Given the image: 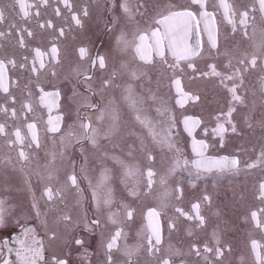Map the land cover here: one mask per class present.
Returning <instances> with one entry per match:
<instances>
[{
    "label": "flooded vegetation",
    "instance_id": "1",
    "mask_svg": "<svg viewBox=\"0 0 264 264\" xmlns=\"http://www.w3.org/2000/svg\"><path fill=\"white\" fill-rule=\"evenodd\" d=\"M13 2L0 0L8 13V21L0 24V31L10 33L0 37V60L6 64L9 89L7 93L0 90V107H15L17 110L15 119L0 112V123H4L9 132L7 137L0 136V200L4 201V224L0 226V264H22V257L18 255L21 247L18 241L26 238L30 243L33 235L43 245L44 259L38 264H56L61 259L67 260L68 264H106V244L117 227H123L125 235L118 241V248L111 253L113 264H128V257L123 254L125 245L133 249L140 245L131 257V264H162V259H170L172 264H259L252 244L256 242L259 245L257 250L264 257V198L260 193V185L264 183V157L261 156L264 152V125L261 124L264 119V93L261 91L264 67L260 62L255 69L243 73L244 83L237 92L244 103H235L236 110L228 117V110L233 106L228 89L233 81L221 83L220 77L200 75L201 72L210 71L209 65L212 63L222 74H228L224 67L227 63L225 58L210 54L208 35L202 22L189 39L192 46L197 39L202 50L201 55L192 60L196 66L195 73L187 67L188 61H180L183 72L173 73L155 54L153 62L146 64L132 50L125 53L115 50V39L120 31L131 35L138 29L160 27L154 24V20L167 6L189 7L195 11L198 6L191 5L190 0H127L133 13L131 17L124 12L126 0H69L70 7H66L63 0H47L46 4L41 0H26L33 6L29 8L31 15L27 20L21 19L18 5L9 7ZM229 2L236 13L233 17L237 24L235 32L224 19L219 0H209V10L215 12L219 44L251 53L255 51L253 42L258 43L264 34V20L258 10V0ZM253 7L256 11L250 12V18L255 16V20L250 19L248 37H244L239 13ZM84 9L88 11L87 16L83 15ZM37 11L38 16L35 15ZM73 16L80 19L79 25ZM9 22L18 23L20 28L12 30ZM49 22L51 27L47 26ZM41 24L45 27L41 28ZM21 28L31 31L32 35L21 31ZM61 30L63 35L60 34ZM21 36L23 46L19 42ZM53 46L58 49L56 58L51 55ZM81 48L86 49L83 57L80 55ZM37 49L43 54V68L39 67ZM98 55L107 58L106 69H100L98 65L91 67ZM165 58L169 64L174 61L170 51H166ZM10 60L15 61V66L8 63ZM34 63L38 69L36 73L30 71ZM232 63L235 65L236 61ZM122 65L126 67L120 71L113 86L104 92L103 99L99 94L90 98L99 108L81 106L89 85L82 82L83 72L80 70H87L93 75L91 87L95 91L109 72L120 69ZM133 72L136 77L132 76ZM173 76L181 80L183 91L188 96H198L199 99L181 97L172 83ZM129 86L140 101L136 108L131 107L125 98L128 95L125 89ZM41 87L45 93L53 94L44 102L40 99ZM10 97L15 98L14 104ZM161 102L168 107V112L163 116L156 110ZM29 103L32 112L23 109V105ZM101 111L104 112L102 120L99 119ZM113 113L116 115L115 121L112 119ZM137 115L141 119L147 117L157 128L169 116L175 118L173 141L175 148L179 149L175 155L187 160L189 166L181 169L176 176L169 177L166 186L160 185L159 177L172 166L174 152L154 143L149 128L137 120ZM82 117L91 120L93 127H99L102 134L113 125L116 128L108 139L100 138L96 147L84 141L88 156L85 165L87 178L81 172L83 160L78 151L80 145L69 148L63 159L57 156L51 179L46 172L38 175L37 172H43V166L51 159L50 153L60 150V136L70 128L76 132L82 131L79 128ZM186 117L200 121L191 135L184 129L183 120ZM49 119L54 123L59 119L60 132L46 131ZM229 119L235 124L236 132L231 131V125L227 123ZM32 122L37 124L41 143L39 149L34 145L29 146L31 134L27 124ZM221 123L228 129L222 141L213 131ZM249 123L252 127L248 126ZM16 127L25 137L23 144L9 143L15 140L12 133ZM193 140L207 144L206 157L237 158L238 169L223 174L215 171L201 173L198 176L192 166L198 159L193 152ZM20 150L29 155V163L19 159ZM148 153L155 157L153 164L147 159ZM72 161L75 162V174L82 192L77 191L68 179L73 172ZM250 164H256V167H248ZM125 165H135L141 174L126 178ZM149 166L157 174L150 193L146 187ZM105 170L108 180L105 189L101 190V197L107 188H111L114 198L111 211L119 213L118 225L108 219V209L96 210L92 198L93 187L89 186V181L95 186ZM134 184L138 196L130 195ZM177 184L183 188L182 198L176 200L173 193L169 206L161 210L160 200L165 188L172 189ZM46 187L53 189L51 201L44 195ZM205 194L211 197L210 205L202 200ZM198 202L201 204L200 213L205 218L203 226H198L195 219L188 220L175 212V207H181L186 213L194 215L193 205ZM125 204L133 210L132 220L124 218L122 205ZM37 208L39 217L36 215ZM152 208L160 211L158 219L163 236L160 251L155 254L147 251V238L150 235L147 213ZM253 213L256 214L255 218ZM63 215L70 216L71 221H62L60 217ZM97 218L101 221L99 227L94 230L85 227ZM258 223L261 227L257 226ZM169 224H174V229L170 230ZM26 229L33 231L26 235ZM214 232L219 236V246L224 249L223 257L203 251L205 245L217 247ZM77 239L83 240L84 245H77ZM5 241L8 243L5 244ZM170 246L178 249L181 255H172ZM196 248L200 249V256L195 254ZM206 255L209 257L207 261L204 259Z\"/></svg>",
    "mask_w": 264,
    "mask_h": 264
},
{
    "label": "snow or ice",
    "instance_id": "2",
    "mask_svg": "<svg viewBox=\"0 0 264 264\" xmlns=\"http://www.w3.org/2000/svg\"><path fill=\"white\" fill-rule=\"evenodd\" d=\"M66 7H70L69 0H63ZM191 5L198 6L195 11H193L189 7H179L174 8L173 6H167L164 12H161L157 18L154 20L155 25H159L160 27H149L147 30H140L138 29L136 32L132 33L131 35L127 32L120 31L119 35L115 39V50L121 53L128 52L132 50L135 56H138L141 61H144L146 64H151L153 54L159 57L161 63H163L168 70L175 73L176 71L183 72V68H180V61H188L187 67L192 69V71L196 72V66L192 63L193 58L198 57L201 55V47L199 42L195 47L189 44L190 36L195 28L199 27V24L202 22L204 25V30L207 32L208 41L210 45V54L214 57L223 56L227 63L224 67L228 70V74H222L221 71L217 70V65L212 63L209 65L210 71L208 72H201V76H216L221 78V83H224L225 80L233 81V85L228 89L231 93V100L233 102V106L229 108L227 116L231 117L232 113L236 110L235 103H244V99L241 95L238 94V88L242 87L244 83L243 73L249 69H255L257 67L258 61L260 62L261 66L264 67V34L261 35V39L258 43L253 42V47L255 51L248 53V52H240L239 50H235L233 47L225 44L223 47L219 44L218 41V29L216 26L215 21V12L209 10V0H190ZM41 3L46 4L47 0H41ZM19 6V14H21V19L27 20V18L31 15L29 12V8L33 7L32 5L28 4L26 0H14L13 3L9 5V7L15 8ZM259 5V12L262 14L261 19L264 20V0H258ZM138 7H143V5H139ZM219 7L223 9L224 19L228 22V24L232 25V31L235 32L237 28L236 21L234 20V16L236 15L233 5L229 2V0H219ZM124 12L129 14L131 17L133 15L130 7L127 3L123 5ZM256 11V8H249L240 11L239 13V24L243 26V36L248 37L247 28L250 23V19L252 21L255 20V16L250 18V12ZM57 14L59 15V10H57ZM35 15H39L37 11ZM83 15L87 16L88 11L87 9L83 10ZM76 24H80L81 21L78 17L73 16ZM8 21V13L6 7L3 4H0V24H4ZM48 27H51V23L49 22ZM9 27L12 30H16L20 28L18 23L9 22ZM41 28L45 27L44 24L40 25ZM21 31H27L28 35L31 36L32 32L28 31L27 29L21 28ZM111 31V29H109ZM255 33V29H253ZM10 33H5L0 31V37H4L5 35H9ZM61 35H63V31L61 30ZM251 39V38H249ZM20 44L23 46V37L20 38ZM211 50H215V52H211ZM166 51H170L172 57L174 58L173 63L169 64L166 57ZM58 53L57 47L53 46L51 48V55L53 58H56ZM86 54V49H80V55L83 57ZM37 58H40L39 67H44V61L42 59L43 54L36 50ZM235 60L236 64L233 65L232 61ZM8 63L15 66V61L10 60ZM98 65L100 69L107 68V58L104 55H98L96 60L92 62L91 67L95 68ZM23 66V65H22ZM126 67V65H122L120 69H113L111 72L108 73L107 78L102 79L100 81V86L95 91L92 89L91 84L93 82V75L89 74L87 70L81 69L80 71L83 72V83L88 84L89 88L87 90V95L81 102V106L87 107L89 109H98L99 105L93 103L91 101V97L99 94L103 99L104 92L113 86L115 79L120 75V71ZM6 64L3 60H0V90L7 93L8 92V85L6 82ZM33 73H36L38 69L33 64L32 68L30 69ZM55 75V72L52 73ZM133 77H136V73H132ZM172 83L175 85L177 93L181 97H187L189 99L198 100V96H188L183 91L181 86V80L175 76L172 77ZM128 95L125 97L130 106L136 108L137 104L140 101L137 99L136 96L133 95L132 88L129 86L125 89ZM261 91L264 93V81L261 82ZM41 93V102H44L45 99L53 94L45 93L44 89L40 88ZM30 94V93H29ZM58 95V93L56 94ZM12 103H15V98L10 97ZM153 100L156 99L155 96L152 97ZM181 106L183 104V100L179 101ZM23 109L26 112H32L33 108L32 105L24 104ZM157 112L163 116L166 112H168V107L165 103L161 102L160 105L157 107ZM139 111V109H137ZM0 112L5 113L6 115H10L13 119L17 118V110L15 107H0ZM104 116V112H100L99 119L102 120ZM137 120H140L142 124L149 128L150 133L152 134V140L154 143L160 145L163 148H167L169 151H173L174 155L179 153V149L175 148V144L173 141L174 129H175V118L169 116L166 121H161V126L157 128L153 125L152 121L145 117L141 119L139 115H137ZM25 119L27 117L25 116ZM113 121L116 120L115 113L112 114ZM200 123L199 120H193L191 117H186L183 120L184 129L191 135L193 128ZM231 125V131L236 132L235 124H232L231 120L227 121ZM48 127L46 131L51 133L60 132V121L59 119L54 123L51 119L47 122ZM261 124L264 125V119L261 120ZM249 127H252V124L249 123ZM79 128L82 130L80 132H76L71 128L66 133L60 136V150L52 151L50 153L51 159L48 161L46 165L43 166V172L38 171L37 174L47 173L48 178L51 179L55 172L54 165L56 163L57 156L61 159L65 157V154L69 148H72L74 145H80L78 151L81 153V158L83 163L81 164V172L85 173V178H87V169L85 165L88 162V156L85 153L86 145L84 141L89 142L93 147L98 145V140L100 138L108 139V137L113 134L116 130L115 125L109 128L108 132L101 133V129L99 127H93L91 120L80 118ZM27 129L31 134L29 146L34 145L36 149L41 147L40 138L37 132V124L36 122L28 123ZM214 134L219 135L221 137V141L223 140V134L228 131L225 128L224 124H218L217 127L213 130ZM15 140H10V144H23L25 137L22 135L21 130L19 127H16L14 132ZM0 136H9V132L6 130V125L4 123H0ZM193 152L198 157L197 160L193 162V167L196 170L197 175L199 176L201 173H225V172H233L238 169L239 160L237 158H229L227 156L218 157V158H209L205 156V150L207 149V144L203 141H195L193 140ZM261 156L264 157V152L261 153ZM18 157L21 161L25 163L30 162V157L25 153V151L20 150L18 153ZM147 159L150 164L155 162V157L151 154H147ZM188 161L182 160L179 155H175L174 162L172 166L168 169L165 175H161L159 177V183L161 186H166L168 184L169 177L176 176V174L181 169L188 168ZM71 167L73 169L72 174L69 175L68 179L73 187L77 189V191H83L78 184V178L75 174V162H71ZM248 167H256V164H250ZM141 174V171L135 165H125V177L126 178H133L137 177ZM192 174L191 172L189 173ZM156 172L154 171L153 167L149 166L146 171V180H147V192H152L153 185L155 183ZM108 180L107 170L101 174V177L95 186H92L91 181H89V186L93 187L92 198L96 204V210L102 211L103 209H108V219L111 221L112 224L118 225L120 223L119 220V213L112 212L111 206L114 203V198L112 194L111 188H107L104 193L103 197H101V190L105 189V184ZM173 193H175L176 200H180L183 196V188L177 184L174 188L169 189L165 188V192L160 200V207L161 210L167 208L170 203V198L172 197ZM260 193L261 197L264 198V183L260 185ZM44 195L47 197L49 201L53 200V189L51 187H46ZM132 196H138L139 193L136 190L135 184L130 192ZM202 200L207 203L211 204V197L205 194L202 197ZM33 207L36 208V205L33 204ZM124 209V218L126 220H132L133 218V210L129 208L128 205H122ZM201 204L195 203L193 205L194 215L186 213L181 207H175V212L179 216H184L188 220L195 219L197 221L198 226H203L205 224V218L200 213ZM37 217L40 216V211L37 208L36 210ZM148 220H149V228H150V235L147 238V251L150 254H155L160 251V245L162 244L163 236L162 230L159 223V216L160 211L157 209L152 208L148 211ZM256 214L253 213V218H255ZM62 221L70 222L71 217L68 215H63L60 217ZM100 219H92L88 224L85 225L86 228L90 230H94L96 227L100 226ZM4 224V201L0 200V226ZM46 224V221H45ZM258 227L261 225L258 223ZM169 229H174V224H169ZM32 229H26V235L28 232H32ZM55 233L53 232V236ZM124 229L123 227H117L114 234L111 236L109 242L106 244L107 250V258L106 264H113L112 258V251L113 249L118 248V241L124 236ZM213 236L216 240L217 247L211 248L207 245L204 246L203 251L205 253H214L217 257H223L224 249L219 246L220 239L219 236L214 232ZM20 243V251L18 255L22 257V264H38L39 261L44 259L43 256V245L40 241L36 239L33 235L31 242L29 243L26 238H21L19 241ZM5 244L8 242L5 241ZM77 245H84V241L77 239L75 241ZM140 245H137L135 249L128 247L125 245L123 254L128 257V264H131V257L133 256L135 251L139 250ZM259 245L256 242H253L252 249L256 253V259L259 264H264V257L260 255V252L257 250ZM230 251V249H229ZM169 252L172 255L179 256L181 252L178 249H173L171 246L169 247ZM195 254L197 256L201 255V251L199 248L195 249ZM204 259L207 261L209 257L206 255ZM56 264H68L67 260H57ZM162 264H172L170 259H162Z\"/></svg>",
    "mask_w": 264,
    "mask_h": 264
},
{
    "label": "water",
    "instance_id": "3",
    "mask_svg": "<svg viewBox=\"0 0 264 264\" xmlns=\"http://www.w3.org/2000/svg\"><path fill=\"white\" fill-rule=\"evenodd\" d=\"M193 42H195V43H194V46H193V47H195V46L197 45L198 41H197V39H196V40H194ZM199 45H200V43H199Z\"/></svg>",
    "mask_w": 264,
    "mask_h": 264
}]
</instances>
